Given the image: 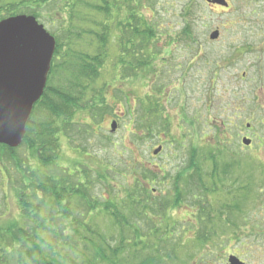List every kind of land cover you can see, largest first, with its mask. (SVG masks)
<instances>
[{
	"label": "trees",
	"instance_id": "1",
	"mask_svg": "<svg viewBox=\"0 0 264 264\" xmlns=\"http://www.w3.org/2000/svg\"><path fill=\"white\" fill-rule=\"evenodd\" d=\"M94 3L90 5L79 0H0V21L17 15L33 16L41 24L51 27L49 32L56 40L45 91L33 108L21 145L28 152L27 161L16 155L13 159L11 155L16 150L0 145V151L4 150V155L15 161L20 174L14 188L19 219L10 227L0 225V264H168L174 258L167 251L170 232L165 230L160 234V227H155L152 221L159 220L167 210H175L182 205L188 207L191 199L193 209L198 210L196 217L200 218L198 225L202 230L210 228L215 213L218 211L216 217L222 215L218 207L224 209L226 205L217 200L221 185L216 184L217 181H207L204 163L201 164L195 149H191L181 170L172 175L167 173L162 178L169 186L163 199L158 196L159 188L153 185L157 178L155 171L148 168L146 162L135 158L127 148L115 153L112 159L102 160L104 167L101 171L97 169L94 172L80 163L74 165H79V172L74 175L59 169L62 137L73 143L72 147L81 148L89 155L70 136L77 126L76 117L103 107L96 87L111 49L117 51L116 68L124 80L131 81L140 73L150 74V85L151 77L161 75L159 61L163 56L156 42L165 33L161 34L163 31H158L160 27L149 20L154 15L146 16L148 10L156 12L157 1L95 0ZM121 6L125 7L122 8L124 11ZM78 8L88 10L87 15L81 14ZM52 27L56 30L53 31ZM190 30L188 23L181 32L170 33L167 37L171 43L167 48L173 49L181 42L191 44L193 35ZM170 87L164 82H159L154 88L148 87L150 93L138 97L134 108H126L128 123L134 129L133 146L160 135V132L169 131L162 121L167 117L164 114L166 109L161 107L157 98L161 99L163 95L164 101L169 103L173 93ZM177 97L181 99L180 93ZM184 111L181 107L180 115L188 127L193 121L195 123L197 117L191 120ZM177 123L182 127L180 119ZM218 125L219 131L223 128L221 134H230L229 121ZM185 135L188 136L189 132ZM219 142L218 139L214 155L210 158L213 171L225 150ZM128 154L129 158H125ZM48 168L62 170V178L67 180L63 183L58 172L53 175L45 173ZM21 169L23 172L19 171ZM164 171L165 168L158 167L159 173ZM228 173L223 175L227 177ZM211 178L213 180L212 175ZM95 184H102L105 188L101 185V191L106 195L92 196L90 187ZM208 192L213 193L215 208L212 205L214 199L209 200ZM204 205L205 210L211 211L202 210ZM102 220L109 224L108 229L107 226L100 227ZM215 226L207 231V235L199 234V238L200 229L197 228L196 239L202 244V249L210 246L211 238L218 232ZM174 245L178 247L181 244ZM210 256L207 254V258Z\"/></svg>",
	"mask_w": 264,
	"mask_h": 264
},
{
	"label": "rangeland",
	"instance_id": "2",
	"mask_svg": "<svg viewBox=\"0 0 264 264\" xmlns=\"http://www.w3.org/2000/svg\"><path fill=\"white\" fill-rule=\"evenodd\" d=\"M79 1L95 4V0ZM156 1V12L148 10L146 16L154 15L155 19L149 17V20L160 27L158 31H163L161 34L165 33L156 42L163 56L159 61L161 75L151 77L150 85V74L140 73L131 81L124 80L116 68L117 51L111 49L96 87L103 107L76 117L77 126L70 136L89 155L81 148L72 147L73 143L62 137L58 167L69 175L79 172V165L74 166L77 163L94 172L97 169L101 171L104 167L102 160L112 159L115 153L127 148L135 158L146 162L147 167L155 171L157 178L153 185L159 188L158 196L163 199L169 186L162 178L167 173L172 175L181 170L189 152L195 149L201 164L204 163L207 181H217L216 184L221 185L217 200L226 205L224 209L218 207L221 216L216 217V209L210 228L202 230L198 225L200 218L196 217L198 210L193 209L191 199L188 207L182 205L175 210H167L159 216V220L152 221L155 227H160V234L165 230L170 232L167 251L174 258L168 264H228L229 256L238 258L243 264H264V0ZM78 10L81 14L88 13L83 8ZM188 23L193 35L191 44L181 42L173 49L167 48L171 43L167 36L181 32ZM42 25L47 32L51 30L48 24ZM52 30L55 31L56 27ZM215 31L220 34L212 40L209 37ZM114 32L116 34V29ZM249 44L254 45L253 51L247 48ZM159 82L169 84V90L173 92L169 103L164 101L163 95L161 99L157 98L161 107L166 109L164 114L167 117L161 120L169 131L160 132V135L133 146L134 129L128 123L126 108H134L137 98L150 93L148 87L154 88ZM178 93L181 99L177 97ZM180 105L185 106L184 115L191 120L197 117L196 124L193 121L186 127L188 136L179 135L181 131L177 121L180 119L182 127L186 126L182 114L177 118ZM112 120H116L117 124L115 133L110 132ZM222 121H230L228 136L219 132L218 123ZM247 124L251 125V130L246 128ZM218 139L226 146L213 171L210 158L214 155ZM243 139L252 141L249 148L241 145ZM159 146L160 153L153 155ZM16 151L13 153L16 157L26 160L28 152L24 147ZM4 153V150L0 151V172L4 174L0 173V225L10 227L17 222L20 214L17 195L15 197L14 194L20 174L15 161L8 159ZM125 158H129V154ZM30 163L35 166L32 160ZM158 167L165 168V171L159 173ZM232 167L235 168L229 171ZM19 171L23 172L22 169ZM57 172L64 183L67 178H62V170H45L51 175ZM227 173L229 176L225 177ZM71 180L75 181L74 178ZM101 185L90 187L92 196L99 198L106 195L102 193ZM207 195L209 200L214 199L212 205L215 208L213 193L208 192ZM202 210L211 211L205 210V205ZM105 222L102 220L100 227L107 226L108 229L110 226ZM214 226L218 227V232L211 238L210 246L202 249V244L197 242L199 234L207 235V231ZM198 227L200 230L196 239ZM174 244L181 245L177 247ZM207 254L211 256L207 258Z\"/></svg>",
	"mask_w": 264,
	"mask_h": 264
},
{
	"label": "water",
	"instance_id": "3",
	"mask_svg": "<svg viewBox=\"0 0 264 264\" xmlns=\"http://www.w3.org/2000/svg\"><path fill=\"white\" fill-rule=\"evenodd\" d=\"M218 37V32L210 39ZM55 40L32 16H14L0 22V144L17 148L34 105L47 83ZM112 123L111 132H115ZM248 146L250 141L243 140ZM160 148L154 151V155ZM228 264H243L231 256Z\"/></svg>",
	"mask_w": 264,
	"mask_h": 264
},
{
	"label": "flooded vegetation",
	"instance_id": "4",
	"mask_svg": "<svg viewBox=\"0 0 264 264\" xmlns=\"http://www.w3.org/2000/svg\"><path fill=\"white\" fill-rule=\"evenodd\" d=\"M250 44H252V42H251ZM250 44H249V46H248L247 48H249V50L253 51V49H254V45H251V46H250ZM112 121H116V120H112ZM248 130H251V128L248 129ZM11 156H12L13 159L15 158L14 154H12ZM1 172H2V171H1ZM1 172H0V173H1ZM1 174L4 175L3 172H2Z\"/></svg>",
	"mask_w": 264,
	"mask_h": 264
}]
</instances>
